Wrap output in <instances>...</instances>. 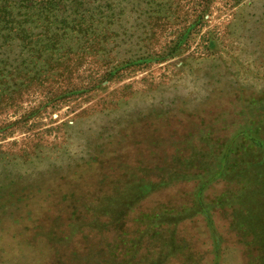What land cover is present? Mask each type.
I'll return each instance as SVG.
<instances>
[{
    "label": "rangeland",
    "instance_id": "374dc122",
    "mask_svg": "<svg viewBox=\"0 0 264 264\" xmlns=\"http://www.w3.org/2000/svg\"><path fill=\"white\" fill-rule=\"evenodd\" d=\"M69 1L1 103L0 264H264V0Z\"/></svg>",
    "mask_w": 264,
    "mask_h": 264
},
{
    "label": "trees",
    "instance_id": "16d2710c",
    "mask_svg": "<svg viewBox=\"0 0 264 264\" xmlns=\"http://www.w3.org/2000/svg\"><path fill=\"white\" fill-rule=\"evenodd\" d=\"M69 7H72L69 0H0V59H4L3 62H5L0 65V107L1 103L11 99L8 97L13 94L9 93L10 90L16 86L19 88L25 86L27 80L40 78L41 73L51 62L53 65L48 67L46 73L49 70H55L57 66H62L65 63L62 58L65 56L79 54V52H73L72 48L68 49L71 54L67 51L60 52L63 44L71 38V32H75L77 41L89 37L88 31L83 28V23L79 19H73L72 14H68ZM75 14L77 12L73 11V15ZM78 15L81 14L78 13ZM90 27L94 28L91 32L92 36L95 38V32H98L97 39L101 42L90 44L87 50H92L96 47L95 45L102 46L106 43L102 32H99L94 22L90 24ZM18 43L21 51L16 55L18 62L14 68L16 76L5 75L7 69H10V58L3 49ZM79 48L83 56L89 52L83 51V46ZM8 53H11L10 49ZM40 60L44 62L38 70ZM220 175H222L221 172L216 177ZM207 185L201 184L200 191ZM144 191L148 192L149 188L145 187ZM21 193L22 191L19 196Z\"/></svg>",
    "mask_w": 264,
    "mask_h": 264
}]
</instances>
